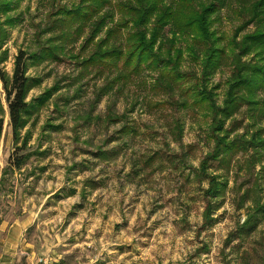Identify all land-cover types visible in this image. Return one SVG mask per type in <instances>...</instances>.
Segmentation results:
<instances>
[{
	"label": "rangeland",
	"instance_id": "rangeland-1",
	"mask_svg": "<svg viewBox=\"0 0 264 264\" xmlns=\"http://www.w3.org/2000/svg\"><path fill=\"white\" fill-rule=\"evenodd\" d=\"M80 1L12 0L14 9L0 13V72L12 76L17 55L27 52V100L35 103L16 144L0 79V179L9 172L0 185V251L9 227L23 220L30 259L53 264L257 263L264 215L251 235L239 230L255 200L264 202V148L256 157L239 146L208 160L204 171L216 144L209 111L176 105L183 87L153 88L154 71L125 84L115 82L116 73L100 75L88 60L104 32L90 43L91 25L65 13ZM242 24L234 9L224 8L215 28L227 43L236 34L242 41L256 28ZM185 56L183 82L192 93L190 74L200 66ZM233 69L224 63L207 82L219 106ZM250 121L246 107L229 118V139H248ZM27 131L28 157L21 169H10ZM212 176L220 183L215 197L206 191ZM29 262L20 253L13 264Z\"/></svg>",
	"mask_w": 264,
	"mask_h": 264
},
{
	"label": "trees",
	"instance_id": "trees-1",
	"mask_svg": "<svg viewBox=\"0 0 264 264\" xmlns=\"http://www.w3.org/2000/svg\"><path fill=\"white\" fill-rule=\"evenodd\" d=\"M7 1L0 0V13L6 14L14 9V5L10 7L12 0ZM224 8H232L239 14L242 28L253 25L255 30L245 35L242 41L237 39L236 34L228 43L225 42V36L215 28ZM65 13L72 19L91 25L90 43L104 32V36L96 41V50L88 60L100 75L105 71L116 73L115 82L123 79L125 84L139 79L146 70L154 71L157 76L151 83L153 88L172 93L175 88L183 87V99L175 100L176 105L209 111L213 117L212 138L216 144L203 159L201 167L204 171L208 160L223 159L239 146H242L239 150L252 148L256 157L261 156V149L264 148V0H81L78 5L66 9ZM7 21H13V18ZM186 51L200 66L199 71L194 69L190 74L197 85L192 88V93L185 89L183 82L187 74L182 69ZM27 55L25 51L17 55L12 76L5 71L0 72L16 144L35 107L34 101L27 100L31 85V78L27 75ZM245 56H251L249 61L243 59ZM228 62L233 64L234 80L223 105L219 106L215 101L216 94L208 88L207 82ZM186 92L190 93L191 99L186 98ZM49 95L39 99L45 101ZM243 107L251 118L249 126L252 134L248 139L230 140V130L225 128V124ZM0 110L4 112L2 105ZM4 120L1 116L0 134ZM29 140L30 131H27L11 155L10 169H21L24 165L28 154L22 150L28 147ZM8 173V169L3 171L0 185ZM219 189V181L212 176L206 190L208 196H217ZM212 204L208 202L205 210L209 224L213 219ZM263 215L264 202L255 200L252 212L239 231L244 236L251 235ZM259 255L257 263L247 261L245 264H264V244Z\"/></svg>",
	"mask_w": 264,
	"mask_h": 264
},
{
	"label": "crops",
	"instance_id": "crops-1",
	"mask_svg": "<svg viewBox=\"0 0 264 264\" xmlns=\"http://www.w3.org/2000/svg\"><path fill=\"white\" fill-rule=\"evenodd\" d=\"M28 227L29 225L24 224L23 220L15 222L9 227L3 242V249L0 251V264H13L20 253L28 257L30 261L28 264H37L39 262L40 257L36 260L30 259L33 254L26 248L29 243L25 240L24 232L27 231ZM54 261L56 260H52L50 264H53Z\"/></svg>",
	"mask_w": 264,
	"mask_h": 264
},
{
	"label": "built area",
	"instance_id": "built-area-1",
	"mask_svg": "<svg viewBox=\"0 0 264 264\" xmlns=\"http://www.w3.org/2000/svg\"><path fill=\"white\" fill-rule=\"evenodd\" d=\"M50 260L48 258H41L38 262V264H50ZM81 264H87V263H81Z\"/></svg>",
	"mask_w": 264,
	"mask_h": 264
}]
</instances>
